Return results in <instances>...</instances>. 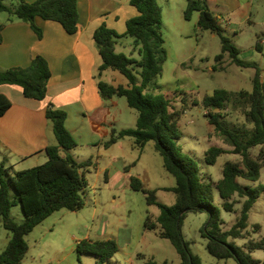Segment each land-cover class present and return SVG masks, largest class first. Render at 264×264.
<instances>
[{
    "label": "trees",
    "instance_id": "16d2710c",
    "mask_svg": "<svg viewBox=\"0 0 264 264\" xmlns=\"http://www.w3.org/2000/svg\"><path fill=\"white\" fill-rule=\"evenodd\" d=\"M130 4L137 9L138 14L127 21L123 34L103 24L94 32V39L102 60L99 72L118 71L128 80L127 85L101 81L98 85L100 94L105 99L125 97L128 106L138 113L135 128L119 130L113 127L104 146L109 148L125 137L133 138L135 147L140 150L153 142L156 152L163 158L166 171L175 178L176 184L171 190L176 194V203L172 206L160 202L156 191L146 188L140 179L132 180V189L143 192L148 205H156L161 210L156 219L148 216L144 227L169 240L181 264H202L200 257L192 252L191 242L185 238L182 227L188 213H207L209 220L206 229L205 226L202 228L201 235L206 240V249L210 255L219 260L235 259L239 264H264V259L252 256L255 251L264 250V237L259 240L250 239L244 249L229 241L246 238L250 212L264 193L262 185L252 186L240 182V179L258 182L264 169V68L255 63H246L240 58V49L225 35L219 18L214 16L205 1L187 0L185 19L191 20L193 14L199 12L198 26L220 37L222 50L215 60L221 63L226 53H229L237 66L255 69L251 91L217 89L202 100V105L209 109V123L233 147L232 151L219 146L210 147L205 152L206 163L215 165L219 157L226 153L241 157L240 161H227L222 178L213 180L202 173L194 158L182 155L176 145L175 141L181 138L179 120L185 109L179 110L170 99L148 92L157 85L155 79L161 75L168 58L162 8L157 0H130ZM0 13H8L29 23L39 38L43 34L35 23L37 17L58 22L71 35L79 29L77 0H0ZM2 28L0 26V30ZM122 37L133 38L134 53L137 56L116 51L115 45ZM256 49L263 52L260 41ZM51 76L49 62L38 55L28 67L0 70V85H18L26 98L44 100ZM229 102L242 104L246 108L248 126L232 128L220 123L222 115L217 110H223ZM10 107L11 101L0 95V116ZM46 116L52 123L57 139V145L46 150L48 161L18 171L14 176L5 169L4 162L0 164V223L10 234L8 245L0 253V264H21L29 251L27 236L38 225L62 209L78 211L86 205L81 192L89 184L86 168L93 161L79 162L71 154L78 143L66 127L67 113L64 110L49 106ZM256 148H259L257 153ZM215 191L222 199V209L238 214L228 230L224 229L225 220L221 208L215 204ZM238 203H241L239 210L236 208ZM19 204L25 217L21 223L16 222L11 215L12 209ZM254 227L261 229L260 224ZM118 250L114 239H84L76 247L79 262L82 256L92 255L96 258V264L110 262ZM147 264L157 263L151 260Z\"/></svg>",
    "mask_w": 264,
    "mask_h": 264
},
{
    "label": "rangeland",
    "instance_id": "374dc122",
    "mask_svg": "<svg viewBox=\"0 0 264 264\" xmlns=\"http://www.w3.org/2000/svg\"><path fill=\"white\" fill-rule=\"evenodd\" d=\"M157 1L163 13V33L168 58L161 75L155 79L157 85L148 92L170 99L179 110L185 109L179 120L181 138L175 141L176 145L182 155L196 160L203 174L219 180L223 176L224 164L227 161H240L241 157L226 153L219 157L215 165L206 163L205 152L210 147L219 146L228 151H232L233 147L209 123V109L202 105V100L217 89L230 92L251 91L255 69L237 66L229 53H226L221 63L215 60L222 50L220 37L198 26L199 12H195L191 20L185 19L187 0ZM203 1L216 14L220 13L225 19L230 17L228 6L222 0ZM248 1L252 2L251 22L228 29L225 35L240 49V58L244 62L255 63L264 68V0H240L241 3ZM2 15L5 16L6 13ZM118 40L121 42L115 45L116 51L130 56L134 49L133 38L122 37ZM258 41L263 46V52L256 49ZM106 73L104 81H112L114 85H127V78L120 72L109 70ZM107 104V112L119 122L120 127H136L138 113L128 106L125 97H113L112 100H107ZM217 112H221V124L232 128L248 126L246 108L242 104L229 102L223 110ZM97 151V147L85 144H79L72 151L81 160L93 161L86 168L89 184L81 192L85 207L78 211L62 209L38 225L27 236L29 251L21 264H96V258L92 255L82 256L81 262L78 260L77 243L84 239H114L117 242L119 250L106 264H147L151 260L157 264H181L172 243L144 227L148 216L156 219L160 215V208L148 205L146 195L131 187L132 180L138 178L146 188L156 191L160 202L169 206L176 203V194L171 190L176 184L175 178L166 171L163 158L156 152L154 143L150 142L140 150L135 147L133 138L125 137L119 139L104 155L99 156ZM258 151L259 148H256V153ZM9 171L15 175L13 168ZM240 182L264 186V169L258 182L244 179H240ZM214 197L225 220L224 229L228 230L235 223L238 214L222 209V199L217 191L214 192ZM236 208L239 210L241 203ZM11 215L18 223L25 219L20 204L12 209ZM208 220L207 213H188L182 230L185 238L191 242L192 252L200 257L202 264H239L235 259L219 260L209 254L206 240L201 235ZM255 224H260L261 229H255ZM8 234L0 223V253L7 245ZM263 237L264 193L250 212L246 238L229 241L244 249L250 239L259 240ZM252 256L263 260L264 250H257Z\"/></svg>",
    "mask_w": 264,
    "mask_h": 264
},
{
    "label": "crops",
    "instance_id": "0c3cea01",
    "mask_svg": "<svg viewBox=\"0 0 264 264\" xmlns=\"http://www.w3.org/2000/svg\"><path fill=\"white\" fill-rule=\"evenodd\" d=\"M77 1L79 29L72 35L58 22L37 17L35 23L43 34L39 38L29 23L8 13L5 16L0 13V26H3L0 30V70L28 67L33 58L41 55L49 62L52 72L44 100L26 98L18 85H0V95L11 101V107L0 116V164L4 162L9 173L10 168L16 173L48 161L47 148L57 145L52 123L46 116L49 106L64 110L67 113L66 127L78 146L97 147L99 156L118 143L109 148L104 146L110 138L111 129H125L109 115L108 99L103 98L99 91V82L104 81L109 70L99 72L102 60L94 32L106 24L123 34L127 21L138 14L137 9L130 4V0ZM222 1L228 6V19L211 11L219 18L225 31L251 22V1ZM131 54L135 56L134 49ZM107 83L112 84V81ZM72 151L77 161H84ZM9 240L8 234L7 245Z\"/></svg>",
    "mask_w": 264,
    "mask_h": 264
},
{
    "label": "water",
    "instance_id": "95a60500",
    "mask_svg": "<svg viewBox=\"0 0 264 264\" xmlns=\"http://www.w3.org/2000/svg\"><path fill=\"white\" fill-rule=\"evenodd\" d=\"M207 226H205V229H206Z\"/></svg>",
    "mask_w": 264,
    "mask_h": 264
}]
</instances>
